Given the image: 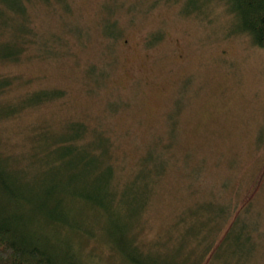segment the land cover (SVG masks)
<instances>
[{"label": "rangeland", "instance_id": "obj_1", "mask_svg": "<svg viewBox=\"0 0 264 264\" xmlns=\"http://www.w3.org/2000/svg\"><path fill=\"white\" fill-rule=\"evenodd\" d=\"M51 1L28 12L39 35L64 37L68 54L60 56L64 46L57 39L30 46L18 61L0 60V78L19 84L1 96L26 97L42 88L67 95L20 121L44 116L59 124L71 115L99 114L118 133L126 172L149 149L165 159L140 238L169 228L188 203L211 198L219 206L226 200L231 216L248 206L259 243L251 259L264 264V48L234 30L222 0ZM110 67L109 84L101 71ZM1 113V127L9 132L18 121ZM168 145L179 160H168ZM83 209L77 247L83 263L125 264L106 240L102 216Z\"/></svg>", "mask_w": 264, "mask_h": 264}, {"label": "trees", "instance_id": "obj_2", "mask_svg": "<svg viewBox=\"0 0 264 264\" xmlns=\"http://www.w3.org/2000/svg\"><path fill=\"white\" fill-rule=\"evenodd\" d=\"M222 1L232 14L234 30L264 48V0ZM41 4L51 7L53 2L0 0L1 61H18L30 46L38 49L57 39L64 46L60 56L68 54L64 37L38 34L28 9ZM64 7L79 18L71 4ZM111 72L112 67L101 71L109 84ZM18 87L13 77L0 78V116L1 111L10 113L18 121L9 132L0 122V264H84L77 248L83 208L102 216L106 240L125 264L251 263L259 245L252 234L255 223L246 215L248 206L231 216L233 206L226 200L219 206L211 198L188 203L192 205L182 209L169 228L140 238L143 216L164 173V167L158 169L165 162L161 153L149 149L126 172L125 150H120L111 122L99 114L71 115L59 124L44 116L21 122L54 99L64 102L67 90L42 88L26 97L1 96ZM170 147H165L168 160H179Z\"/></svg>", "mask_w": 264, "mask_h": 264}]
</instances>
